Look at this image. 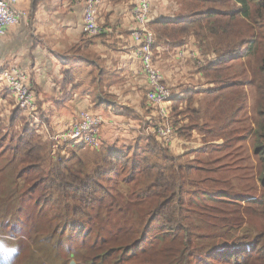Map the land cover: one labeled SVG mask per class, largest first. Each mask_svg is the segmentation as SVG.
<instances>
[{
  "label": "trees",
  "instance_id": "1",
  "mask_svg": "<svg viewBox=\"0 0 264 264\" xmlns=\"http://www.w3.org/2000/svg\"><path fill=\"white\" fill-rule=\"evenodd\" d=\"M37 4L34 0L33 16ZM181 13L180 18L151 19L149 27L156 36L153 52L156 57L160 47L181 48L188 38H194L205 56L204 65L197 66L207 86L174 94L172 126L178 138L189 142L198 133L203 145L192 152L196 157L227 152L225 157L238 166L222 173L224 167L213 164L210 172L214 175L208 179V162L202 166L196 163L199 160L184 163L190 152L178 156L167 143L152 136L144 139L143 146L137 142L122 151H108L90 177L85 175L87 161L78 152L84 146L72 142L61 147L64 152L72 146V152L61 157L50 172L55 179L51 188L77 203L76 219L90 218L95 208L106 207L111 212L118 206L120 187L128 188L136 180H142L143 187L134 194L137 202L124 204L125 212L131 215L139 203L149 205L144 228H117L110 238L103 235L108 228H72L87 233L88 250H92L87 264H264V53L253 71L248 67L251 79L242 83L229 74L261 47L257 27H264V0H184ZM247 86L256 91L253 105ZM200 100L211 102L219 111V121L211 128L203 118L211 108L197 107ZM113 111L134 116L121 106H113ZM18 125L24 132L12 148L23 164L18 177L28 172L33 181L45 163L46 147L37 125L18 107L7 125L0 119V138L4 129L12 132ZM215 141L223 143L216 145ZM220 160L218 156L214 163ZM124 199L127 197L120 195L121 203ZM211 202L218 208L210 207ZM231 206L235 209L231 218L229 210L219 209ZM213 209L219 219L209 236L202 229L209 225L206 215ZM223 217L221 226L218 222ZM239 228L249 229L237 238ZM250 228L259 229L250 235Z\"/></svg>",
  "mask_w": 264,
  "mask_h": 264
},
{
  "label": "crops",
  "instance_id": "2",
  "mask_svg": "<svg viewBox=\"0 0 264 264\" xmlns=\"http://www.w3.org/2000/svg\"><path fill=\"white\" fill-rule=\"evenodd\" d=\"M85 1L38 0L33 16L34 0H19L16 9L28 17L0 35V64L2 68L18 67L28 75L38 106L37 126H47L50 135L62 134L79 113L91 112L104 121L103 146L108 151H122L147 139L149 127L161 121L158 110L155 108V112L144 102L148 86L132 38L136 28L132 12L137 2L99 0L98 22L104 31L91 37L84 31ZM149 1L152 20L182 15L180 3L184 0L171 5ZM197 55L191 37L181 48L158 49L156 61L173 95L206 88V81L200 80L199 70L191 61ZM190 62L191 67L184 69ZM7 91L0 82V118L4 124H8L16 107ZM113 106L128 108L134 116L116 115ZM50 135L43 136L44 140ZM202 145L200 140L193 146L199 149Z\"/></svg>",
  "mask_w": 264,
  "mask_h": 264
},
{
  "label": "rangeland",
  "instance_id": "3",
  "mask_svg": "<svg viewBox=\"0 0 264 264\" xmlns=\"http://www.w3.org/2000/svg\"><path fill=\"white\" fill-rule=\"evenodd\" d=\"M156 1L159 2L160 0ZM161 1L165 2L163 3L164 5H166V2L170 5L178 2L176 0ZM180 5L182 6L181 3ZM196 11L200 10L197 9ZM257 32L260 33V49L256 50L248 62L237 64L229 71L231 76L235 77L236 80L238 78L242 83L251 79L253 73L250 74L248 67L253 71L254 65H259L260 58L264 53V27L258 26ZM197 49V58H192L191 61L193 60L195 66L198 68L197 65L200 62L202 64L205 63V56L204 53H201L202 49L199 48L198 45ZM191 63L192 62L183 66V68L189 69ZM200 80H204L202 76L200 77ZM166 83L169 86L168 82ZM247 89H249V100L253 105L255 101L254 94L256 91L250 87ZM147 103L150 104L148 101ZM197 103L196 106L203 105L204 110L211 108L205 112V116L203 117L204 122L207 123L210 128L213 127L214 124L216 125L219 121L217 118L220 116L219 113L216 112L219 111L214 109L211 102L200 100ZM152 107L155 111V107ZM214 115L216 117L215 120ZM0 119L2 120V118ZM170 125L173 128L171 118ZM36 129H38V132L42 135V144L46 147V152L45 163L41 166L37 174L38 177L33 181L28 172H23L18 177V173L23 167V164L20 159L16 160L13 155L12 148L18 143L20 135H24L21 125L16 127L12 132L7 131L6 129L1 132L0 186L2 196H0V240H3L9 246H14L18 249L17 254L8 263L71 264L73 262L74 264H87L86 260L92 251L88 250L90 244L87 240V233L81 234L72 230V228H108L103 232V235L106 238H110L109 234L111 232H116L117 228H144L143 223L146 220L149 205L139 203V206L133 207L131 215L125 212L126 207L124 205L132 203L131 201L137 202L134 198V194L143 187L142 180H140V182L136 180L128 188L120 187V195H124L127 199H124L122 204L119 201V195L118 206H114L111 212H109L106 207L95 208L90 211V218L88 215V217L84 219H76L74 217V210L77 207V203L70 198L62 196L51 188L55 181L51 171L57 163L60 162L58 161L59 157L63 158L65 154L68 155L72 152V146L67 148L66 151L60 152L57 142L48 145L52 140H44L43 136H46L47 134L44 133L43 126H37ZM173 131V139L171 143L168 144L171 151L178 156L190 152L191 155H188L187 158L185 157L183 160L184 163L189 160L192 162L194 160H199L200 162L196 163H200L202 166V164L205 165L204 163L208 162V164L205 165L207 166V174L209 173V175H207L208 179L214 175L210 172L214 167L223 166L224 169L222 170V173H224L228 169L238 166L233 160H231V158L225 157L227 152L222 154L215 152L209 155L199 156V159L192 154L195 148L193 145L200 142V136L198 133L195 134L193 141L189 142L178 138L174 128ZM222 143L223 141H215L213 144L221 145ZM78 145L84 146L83 149L78 152L79 155L87 161L85 175L91 177L95 174L98 166L103 162V158L107 156L108 150L104 146L102 149L93 150L86 145ZM141 145L143 146L144 142ZM218 156L221 157V160L214 163V159ZM104 183L106 187L109 186L112 188V183L110 181L108 182L107 180H104ZM210 207L216 209L218 208V205H213L211 202ZM219 209H222L221 211L229 210L231 213V216H229L230 218L234 215L235 209L232 206L229 208L220 207ZM125 213H127V215H125ZM216 214H218L216 210H211V213L206 215L209 225L202 230L209 236H211L217 229L212 227L213 223L217 222L219 219ZM225 218L226 217H223V219L218 222L219 225L223 226L225 224ZM247 229L249 228H239L236 237L238 238L246 235L244 230ZM258 229L259 228H250V235H253ZM236 237L232 239V242L237 239ZM218 248L219 246L217 249Z\"/></svg>",
  "mask_w": 264,
  "mask_h": 264
},
{
  "label": "built area",
  "instance_id": "4",
  "mask_svg": "<svg viewBox=\"0 0 264 264\" xmlns=\"http://www.w3.org/2000/svg\"><path fill=\"white\" fill-rule=\"evenodd\" d=\"M18 2L19 0H0L1 36H4L9 28L20 24L23 19L28 17L27 14L16 9ZM136 2L132 12L136 28L132 31V38L136 44V55L141 62L147 81V100L158 110L161 118L159 125L149 127L145 136L146 138L156 136L162 142L170 144L174 131L170 125L169 104L174 95L165 81L153 52L156 36L149 27L152 19L150 1L136 0ZM99 7V0L85 1L84 31L91 37H98L104 31L98 22ZM0 82L11 91L15 106L23 112L26 119L32 124L39 123L38 106L28 85V75L18 67L2 68L0 64ZM103 124L102 117L91 112H81L62 134L50 135L49 128L47 126L43 128L44 133L50 135V139L54 143L57 142L58 148L74 142L86 145L93 150H99L103 147L101 139ZM58 161H61V157L58 158Z\"/></svg>",
  "mask_w": 264,
  "mask_h": 264
},
{
  "label": "clouds",
  "instance_id": "5",
  "mask_svg": "<svg viewBox=\"0 0 264 264\" xmlns=\"http://www.w3.org/2000/svg\"><path fill=\"white\" fill-rule=\"evenodd\" d=\"M18 249L9 246L3 240H0V264H8V262L17 254Z\"/></svg>",
  "mask_w": 264,
  "mask_h": 264
},
{
  "label": "water",
  "instance_id": "6",
  "mask_svg": "<svg viewBox=\"0 0 264 264\" xmlns=\"http://www.w3.org/2000/svg\"><path fill=\"white\" fill-rule=\"evenodd\" d=\"M71 264H74L73 262Z\"/></svg>",
  "mask_w": 264,
  "mask_h": 264
},
{
  "label": "bare ground",
  "instance_id": "7",
  "mask_svg": "<svg viewBox=\"0 0 264 264\" xmlns=\"http://www.w3.org/2000/svg\"><path fill=\"white\" fill-rule=\"evenodd\" d=\"M11 92V91H10Z\"/></svg>",
  "mask_w": 264,
  "mask_h": 264
}]
</instances>
